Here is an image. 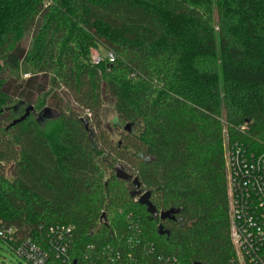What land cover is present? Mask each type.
<instances>
[{
  "label": "trees",
  "instance_id": "trees-1",
  "mask_svg": "<svg viewBox=\"0 0 264 264\" xmlns=\"http://www.w3.org/2000/svg\"><path fill=\"white\" fill-rule=\"evenodd\" d=\"M22 61L73 107L40 123L37 98L10 127L28 102L4 91ZM225 142L264 155V0H0L2 224L38 244L71 227V264H106L102 251L128 240L179 264H228ZM117 164L176 220L130 198Z\"/></svg>",
  "mask_w": 264,
  "mask_h": 264
},
{
  "label": "built area",
  "instance_id": "built-area-1",
  "mask_svg": "<svg viewBox=\"0 0 264 264\" xmlns=\"http://www.w3.org/2000/svg\"><path fill=\"white\" fill-rule=\"evenodd\" d=\"M113 62L112 54L107 56ZM100 61L99 56L93 59ZM28 78V77H27ZM85 111L83 118H90ZM229 205V238L235 257L228 264H264V155L247 153L239 144H224ZM73 229H48L38 244L17 229L0 222V243L14 254L18 264H71L69 251ZM124 247L105 248L99 257L106 264H179L174 257L157 256L153 249L128 240ZM89 258L93 259V248ZM93 264H95L93 262Z\"/></svg>",
  "mask_w": 264,
  "mask_h": 264
},
{
  "label": "rangeland",
  "instance_id": "rangeland-1",
  "mask_svg": "<svg viewBox=\"0 0 264 264\" xmlns=\"http://www.w3.org/2000/svg\"><path fill=\"white\" fill-rule=\"evenodd\" d=\"M28 43L29 40L26 39L24 46L27 47ZM98 54L99 53L97 51H92V59L97 57ZM29 78L31 79L29 80ZM4 91L13 97L16 96L17 101L24 100V98L27 97L28 102L24 108H26V106L30 103L34 104L37 98L43 99V108L47 105H51L56 112L64 111L65 106H68V108L73 107L72 100L67 92L52 88L48 85V82L41 81L39 77H35L33 70H31V68L24 61L21 62L19 70L13 74L11 80L5 86ZM102 119L103 125L109 131L113 132L111 124L114 120V114L110 100H106L104 103ZM112 137L115 141L118 140V137H116L114 133H112ZM18 263L19 261L17 257L12 254L8 248L4 247L0 243V264Z\"/></svg>",
  "mask_w": 264,
  "mask_h": 264
},
{
  "label": "water",
  "instance_id": "water-1",
  "mask_svg": "<svg viewBox=\"0 0 264 264\" xmlns=\"http://www.w3.org/2000/svg\"><path fill=\"white\" fill-rule=\"evenodd\" d=\"M26 39L30 40V37H26L24 39V41L22 43L23 46H24V42H25ZM24 47H26V46H24ZM33 112H34V107H33V104L30 103L24 109L23 115L19 119L13 121V123L10 125V127L21 123L22 121H24ZM54 112H56V110H54L51 105L45 106L37 114L38 122L45 123V122H48V121L52 120L55 117ZM81 120H82V122L85 125L87 124L85 119H81ZM124 130L128 131L129 130V126L128 125L125 126ZM114 175H115V178L117 180L131 183L132 190L129 192V197L133 198V199L134 198L137 199L138 204L140 206H144L146 208V212L149 215H151L154 219H160V220L170 219L171 220V219H174L173 216H175V215H177L179 213V210H174V209L168 210L166 212L158 213L157 210L151 205V203L149 201L150 193L149 192H142V190L140 189V184L138 182V179L132 177L129 174H127L123 170L121 165L117 164L114 167ZM167 233L168 232L163 230V228L161 226L158 227V229H157L158 236H162V235H165Z\"/></svg>",
  "mask_w": 264,
  "mask_h": 264
},
{
  "label": "flooded vegetation",
  "instance_id": "flooded-vegetation-1",
  "mask_svg": "<svg viewBox=\"0 0 264 264\" xmlns=\"http://www.w3.org/2000/svg\"><path fill=\"white\" fill-rule=\"evenodd\" d=\"M157 212H158V213H162V212H166V211H157ZM175 217H176V215L173 216L174 219H171V220H170V219H165V220L155 219V220H156L157 222L166 223V222H168V221H171V222H172V221H175V220H176ZM159 226L162 227V225H158L157 228H158ZM162 228H163V227H162ZM163 230H164V228H163ZM165 231H166V230H165ZM162 236H163V235H162Z\"/></svg>",
  "mask_w": 264,
  "mask_h": 264
}]
</instances>
